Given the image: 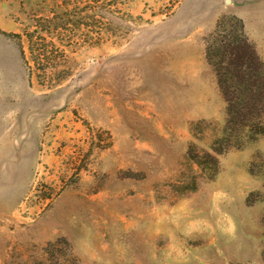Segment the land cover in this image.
Returning <instances> with one entry per match:
<instances>
[{"label": "rangeland", "instance_id": "rangeland-1", "mask_svg": "<svg viewBox=\"0 0 264 264\" xmlns=\"http://www.w3.org/2000/svg\"><path fill=\"white\" fill-rule=\"evenodd\" d=\"M250 3L0 0V264H264V135L204 62Z\"/></svg>", "mask_w": 264, "mask_h": 264}, {"label": "trees", "instance_id": "trees-1", "mask_svg": "<svg viewBox=\"0 0 264 264\" xmlns=\"http://www.w3.org/2000/svg\"><path fill=\"white\" fill-rule=\"evenodd\" d=\"M232 23L235 29L231 28L227 33L217 29L216 34L208 39L206 59L215 73L217 86L226 104V137L233 131L236 135L248 130L253 140L257 135H264L260 119L264 108V68L245 36L243 24L238 21ZM217 35H220L219 38L215 37ZM243 145V140L238 138L235 148Z\"/></svg>", "mask_w": 264, "mask_h": 264}, {"label": "crops", "instance_id": "crops-1", "mask_svg": "<svg viewBox=\"0 0 264 264\" xmlns=\"http://www.w3.org/2000/svg\"><path fill=\"white\" fill-rule=\"evenodd\" d=\"M249 8L251 9L249 14L245 16H239H241L244 22L245 36L247 40L253 45L255 52L259 57L260 61L262 62L264 68V0H252V3H250ZM205 61L207 62V59L204 60V62ZM208 65L210 66V64ZM210 69L212 70L215 76V73L211 66Z\"/></svg>", "mask_w": 264, "mask_h": 264}]
</instances>
